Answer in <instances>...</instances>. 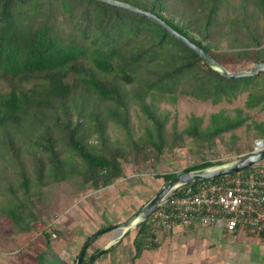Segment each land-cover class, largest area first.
Listing matches in <instances>:
<instances>
[{"label": "trees", "instance_id": "trees-1", "mask_svg": "<svg viewBox=\"0 0 264 264\" xmlns=\"http://www.w3.org/2000/svg\"><path fill=\"white\" fill-rule=\"evenodd\" d=\"M116 1L154 14L228 71V65L264 62V0ZM222 40L226 51L219 50ZM0 82V215L16 235L36 229L44 193L68 187L81 193L87 185L102 191L122 182L123 164L188 144L210 152L224 134L234 144L233 132L244 125L264 137L262 123L246 124V110L264 112V72L226 78L152 21L97 0H0ZM241 95L243 108L233 115L219 110L204 124L192 114L181 130L174 122L168 129L171 112L160 108L182 96L217 105ZM201 161L155 177L165 183L225 163ZM200 184L172 196L193 194ZM150 219L134 231L132 264L161 244Z\"/></svg>", "mask_w": 264, "mask_h": 264}, {"label": "rangeland", "instance_id": "rangeland-1", "mask_svg": "<svg viewBox=\"0 0 264 264\" xmlns=\"http://www.w3.org/2000/svg\"><path fill=\"white\" fill-rule=\"evenodd\" d=\"M227 48V41L222 40L219 50L226 51ZM251 66L248 63L244 66L228 65L227 67L233 72L240 68L248 70ZM4 90V85L0 82V92ZM244 101L245 96L241 95L231 104L222 102L211 105L208 102H199L190 97L182 96L178 98L174 106L162 102L160 108L171 112L167 124L168 129L174 122L177 129L181 130L187 123V117L192 114L204 117V124H206L210 114L219 110H226L230 115H233L235 108H243ZM246 111L250 116V120L246 124L254 122L256 124L262 123L264 126L263 111L257 109ZM132 122L139 131L140 128H138V121L135 117H133ZM233 134L236 137L234 144L229 142L231 134L227 133L224 134L222 141H217L216 147L210 152L204 149L196 152L194 146L188 144L171 153H165L158 159L149 158L147 161L139 160L136 164H123L124 179L118 185L113 186L114 188H107L106 190H109L106 193L94 191L89 185L81 193L73 192L70 187L67 190H56L53 194L44 193L35 210L36 215L41 220L31 233L16 235L10 226V220L0 215V264H39L42 255L43 264H71L87 237L95 233L97 228L102 229L104 226L108 227L128 220L138 211L139 206L145 204L161 189L164 183L161 178L155 177L156 174L180 173L202 163V159L225 163L232 161L237 156L252 153L256 149V141L262 138L257 129L254 127L246 128L245 125L236 129ZM233 149H237L239 155ZM110 199L119 206L127 207L128 210L124 212L125 215H119L117 210H112L113 206H110ZM118 216L123 220L115 223ZM106 223L108 224L106 225ZM53 229L57 233L53 232ZM197 229V233L175 238L174 241L179 240L176 243L172 239L167 241L164 236L161 237V240L164 238L165 241H162L157 249L146 253L143 261L138 264H222V262L226 263V260L231 259L232 256H234L237 264H247V262L259 264L263 262L264 252L263 254L261 252L263 246L258 242V236L250 239L249 236L252 234H249L244 241V236L241 235L239 241L231 242L229 238L221 240L222 237L225 238V234H221L222 229H219L218 236L206 235L201 227ZM45 233L50 234L49 241H46ZM130 234L122 238L121 243L112 250L116 254L118 247L122 245L124 247L115 261L117 264L121 263L122 257L125 259L128 254L132 256L134 232ZM107 235L110 237V234L107 233L98 238L95 241V246H105L110 241H107ZM158 241L160 242V240ZM94 250V246H91L87 253L92 254ZM104 256L106 255H101L97 261ZM129 259L127 264H132L131 258ZM227 263L230 264V262Z\"/></svg>", "mask_w": 264, "mask_h": 264}, {"label": "built area", "instance_id": "built-area-1", "mask_svg": "<svg viewBox=\"0 0 264 264\" xmlns=\"http://www.w3.org/2000/svg\"><path fill=\"white\" fill-rule=\"evenodd\" d=\"M173 193L150 217L157 236L195 224L229 233L264 235L263 161L220 182H203L193 194L173 198Z\"/></svg>", "mask_w": 264, "mask_h": 264}, {"label": "water", "instance_id": "water-1", "mask_svg": "<svg viewBox=\"0 0 264 264\" xmlns=\"http://www.w3.org/2000/svg\"><path fill=\"white\" fill-rule=\"evenodd\" d=\"M103 3L128 10L130 12L139 14L148 20L152 21L162 29H164L169 35L180 41L183 45L189 48L198 58H200L209 68L216 71L220 75L226 78H241L256 76L261 72H264V62L256 63L248 70L240 69L237 71H228L223 65L217 62L211 55L204 52L200 47L191 43L187 38L177 33L170 28L165 22L159 19L154 14L138 9L132 5L116 0H97ZM264 160V140L258 139L256 141V149L247 155L239 156L236 159L222 163L219 165L202 168L198 170L186 171L172 179L166 181L161 189L156 192L138 211H136L128 220L118 223L112 226L102 228L84 242L74 264H92L96 259L103 255L108 248L117 244L122 238L126 237L130 233L134 232L140 225L147 222L153 213L171 198V194L180 187L191 185L195 182H210L218 178L233 176L240 172L253 169L256 165ZM191 187L188 192H190ZM111 234L110 241L96 252L84 260L85 253L88 247L93 244L98 238L105 234Z\"/></svg>", "mask_w": 264, "mask_h": 264}, {"label": "crops", "instance_id": "crops-1", "mask_svg": "<svg viewBox=\"0 0 264 264\" xmlns=\"http://www.w3.org/2000/svg\"><path fill=\"white\" fill-rule=\"evenodd\" d=\"M111 188H114V187H110V189ZM107 189V188H106ZM103 190V191H101V192H107L108 190ZM122 195V194H121ZM121 197V196H120ZM123 200H125V199H123ZM109 203H110V206H113V209L112 210H117L118 212H119V215H122V214H124V212H126L128 209H127V207H122V206H119V204H117L116 202H114V201H112L111 199H110V201H109ZM125 215V214H124ZM123 219L122 218H120L119 216L117 217V219H115V223H118V222H121ZM108 223H106V225H107ZM198 227H201V228H203L204 229V232L206 233V235H210V234H212V235H215V236H218L219 235V233H218V231H219V229L218 228H215V227H203V226H201V225H198V224H196V225H194V226H192V227H189V228H183V227H180V226H178V227H176V228H174L171 232H169V233H167V234H161V235H158L157 236V239L158 240H160V242H162V241H165V239L168 241V240H170V239H172L173 240V242L174 243H176V242H179V240H177V241H174L175 240V238H179V237H181V235L183 236V235H191V234H194V233H197L196 231L198 230L197 228ZM98 229H101V228H97V230ZM96 230V231H97ZM221 234H225L224 236H225V238H223L222 237V239L221 240H227L228 238H229V241H231V242H237V241H239L240 240V238L242 237V236H244L243 238V240L245 241V239H246V236H249V234H247V233H239V232H237V233H229V232H226V231H222V233ZM228 236H227V235ZM129 235H131V234H129ZM134 235V234H133ZM242 235V236H241ZM160 236V237H159ZM164 236V238L161 240V237H163ZM166 236V237H165ZM107 237H108V240L107 241H109L110 239H111V234H110V237L107 235ZM250 237V239H252V238H254L255 236L253 235H251V236H249ZM102 238H105V237H102ZM128 238H129V236H128ZM256 239V238H255ZM171 240V241H172ZM257 240H258V242L259 243H261V246H263V247H261L262 248V254H263V250H264V243H262L261 241H260V239H259V237L257 238ZM122 241V240H121ZM121 241H119L118 243H117V245L119 244V243H121ZM229 241H227V242H229ZM124 242V241H123ZM96 243V242H95ZM95 243H94V248L96 249V248H101L102 246H99V245H96L95 246ZM124 244H126V243H124ZM104 245V244H103ZM116 245V244H115ZM129 247H130V251H131V246L129 245ZM118 250H117V252H116V254H115V252H110L108 255H106V256H104L102 259H100L99 261H97L95 264H115L116 262V260H117V257H118V255L119 254H121V252L123 251V249H124V247H123V245L121 246V247H118L117 248ZM133 253H132V256H133V254H134V251H132ZM149 251H145V252H143L142 253V255H141V257L140 258H138L136 261H135V263L134 264H138L139 262H141V261H143V259L145 258L144 256H145V254L146 253H148ZM130 254H128L127 256H126V258L124 259V257H122V259H121V263L120 264H127L128 263V261L130 260L129 258H131L132 257ZM101 258V257H100ZM227 262H230V264H237L236 263V260H234V256H232L231 257V259L229 258V260H226ZM263 262H261V263H259V264H264V259L262 260ZM225 263V262H222V264H228V263ZM117 264V263H116ZM148 264V263H147ZM150 264V263H149ZM247 264H251V262H247Z\"/></svg>", "mask_w": 264, "mask_h": 264}]
</instances>
